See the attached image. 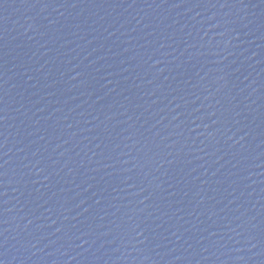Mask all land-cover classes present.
<instances>
[{
  "label": "water",
  "instance_id": "95a60500",
  "mask_svg": "<svg viewBox=\"0 0 264 264\" xmlns=\"http://www.w3.org/2000/svg\"><path fill=\"white\" fill-rule=\"evenodd\" d=\"M0 264H264V0H0Z\"/></svg>",
  "mask_w": 264,
  "mask_h": 264
}]
</instances>
